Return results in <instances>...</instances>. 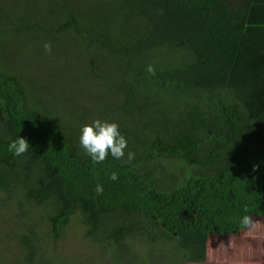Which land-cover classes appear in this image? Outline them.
<instances>
[{"label":"trees","instance_id":"1","mask_svg":"<svg viewBox=\"0 0 264 264\" xmlns=\"http://www.w3.org/2000/svg\"><path fill=\"white\" fill-rule=\"evenodd\" d=\"M46 42L54 60L23 63ZM96 119L119 124L122 159L97 164L81 147ZM11 190L46 208L51 236L78 214L123 264H152L166 236L263 216L264 0H0V191ZM40 239L19 235L27 259Z\"/></svg>","mask_w":264,"mask_h":264},{"label":"rangeland","instance_id":"2","mask_svg":"<svg viewBox=\"0 0 264 264\" xmlns=\"http://www.w3.org/2000/svg\"><path fill=\"white\" fill-rule=\"evenodd\" d=\"M14 40V39H12ZM30 50L24 57L27 66H36L42 57L54 60L52 54L46 52L39 58L32 57ZM66 56L62 62H64ZM57 66V65H56ZM59 67V66H57ZM61 69V68H60ZM82 75V74H81ZM87 76V75H84ZM93 82H86L82 91L86 92ZM97 87L100 88L98 84ZM101 90V89H100ZM102 91V90H101ZM103 94L107 90L102 91ZM92 93L84 98L91 104ZM94 100V99H93ZM22 194L11 190L10 193L0 191V264H123L120 255L125 250L118 248L115 261L113 253L83 235L85 229L80 223L79 215L73 214L66 227L57 236L46 233L47 221L44 217L46 208L33 204L29 199L24 204ZM254 218L251 224L241 231L226 235L197 234L185 238L166 236L161 252L151 258L152 264H260L264 261V220ZM40 236L41 250L31 261L25 257V250L19 243L21 233ZM160 241H158L159 244ZM143 249L142 244H137ZM130 251V248L128 249Z\"/></svg>","mask_w":264,"mask_h":264},{"label":"clouds","instance_id":"3","mask_svg":"<svg viewBox=\"0 0 264 264\" xmlns=\"http://www.w3.org/2000/svg\"><path fill=\"white\" fill-rule=\"evenodd\" d=\"M44 50L47 54H51L52 45L50 42H46ZM146 71L151 75H155V68L152 65L147 66ZM80 145L85 150L88 156L94 163H102L105 161L109 154L115 159H122L125 156V149L127 148V139L120 132V126L116 122L102 121L96 119L89 124H85L81 128ZM29 143L23 137L12 141L9 145L11 151L15 155L19 156L28 151ZM135 154L128 153V160L134 159ZM110 178L112 180L118 179L115 172L111 173ZM97 194H102L103 187L97 185ZM242 225L248 226L251 224V218L245 215L241 220Z\"/></svg>","mask_w":264,"mask_h":264},{"label":"crops","instance_id":"4","mask_svg":"<svg viewBox=\"0 0 264 264\" xmlns=\"http://www.w3.org/2000/svg\"><path fill=\"white\" fill-rule=\"evenodd\" d=\"M254 218H260V219H258V220H264V215H263V216L252 217V220H253ZM225 235H226V234H225ZM262 262H264V261H262ZM262 262H261V263H262ZM261 263H260V264H261Z\"/></svg>","mask_w":264,"mask_h":264}]
</instances>
